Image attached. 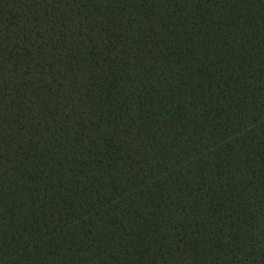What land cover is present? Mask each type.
<instances>
[{"label":"trees","instance_id":"obj_1","mask_svg":"<svg viewBox=\"0 0 264 264\" xmlns=\"http://www.w3.org/2000/svg\"><path fill=\"white\" fill-rule=\"evenodd\" d=\"M0 264H264V0H0Z\"/></svg>","mask_w":264,"mask_h":264}]
</instances>
